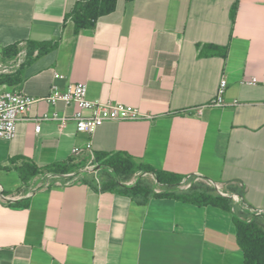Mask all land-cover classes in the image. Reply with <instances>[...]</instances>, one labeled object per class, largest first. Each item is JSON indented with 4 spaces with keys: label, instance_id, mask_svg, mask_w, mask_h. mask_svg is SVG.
<instances>
[{
    "label": "crops",
    "instance_id": "1",
    "mask_svg": "<svg viewBox=\"0 0 264 264\" xmlns=\"http://www.w3.org/2000/svg\"><path fill=\"white\" fill-rule=\"evenodd\" d=\"M78 1L0 0V55L28 41L25 65L0 83L38 99L16 137L0 138V187L18 197L0 190V264H245L229 209L171 196L141 203L81 181L41 187V176L24 183L13 161L87 167L90 156L75 149L92 140L95 153L201 174L264 210V0H118L94 28L77 30L68 14ZM223 78L230 105L199 114ZM70 83L151 118L109 120L93 135L73 121L37 131L44 114L77 112L45 100Z\"/></svg>",
    "mask_w": 264,
    "mask_h": 264
},
{
    "label": "trees",
    "instance_id": "2",
    "mask_svg": "<svg viewBox=\"0 0 264 264\" xmlns=\"http://www.w3.org/2000/svg\"><path fill=\"white\" fill-rule=\"evenodd\" d=\"M117 1L79 0L68 16L72 17L77 30L94 28L101 17L116 10ZM211 49L218 50V47L211 46ZM11 78L12 76L0 77V82L8 83ZM13 163L24 183L51 173L58 176L50 179L51 185L57 180L63 184L81 181L100 191L123 192L141 203H146L154 196H171L198 205H215L231 210V199L220 196L207 182L198 181L189 189L182 190L180 183L184 176L157 170L137 161L134 156L124 151L95 153L93 164L100 167L97 175L94 171L85 170L84 166L80 168L81 166L75 163L74 159L46 167H41L23 157L14 160ZM68 173L73 174L66 175ZM132 179H135V182L127 184ZM156 188L161 192H157ZM234 215L237 240L244 252L245 264H264V219L251 216L240 208Z\"/></svg>",
    "mask_w": 264,
    "mask_h": 264
},
{
    "label": "built area",
    "instance_id": "3",
    "mask_svg": "<svg viewBox=\"0 0 264 264\" xmlns=\"http://www.w3.org/2000/svg\"><path fill=\"white\" fill-rule=\"evenodd\" d=\"M28 59V41L21 40L16 44V51L11 56L0 55V77L13 76L18 74ZM56 78H62L63 75L56 73ZM253 83V82H249ZM6 82H4V85ZM228 81L223 78L220 82L216 96L204 106L196 108L199 114H202L205 107H225L230 105L225 97ZM38 99L18 90H8L0 83V138L12 140L16 137L18 132V124L25 119L26 114L31 109L32 105ZM45 100L51 104L56 105L58 102L65 104L74 103L78 106L77 112L72 116H60L57 113L44 114L36 119V130L40 131L41 123L43 121H58L62 126L68 122L73 121L77 126L78 132L93 135L98 126L106 121H124V120H139L151 118L150 115L143 113L139 108L127 105L121 102H103L99 100H92L88 98V86L86 83H70L66 89L62 90L57 84L52 86L50 94ZM237 104V101L234 102ZM86 153L90 156L89 165L85 170L94 171L97 175L99 168L95 166V152L93 150V142L89 140L85 147H76L75 154ZM68 173L66 175H72ZM58 177L51 173L42 176L43 182L41 187H49L51 185L50 179ZM153 177H155L153 175ZM97 180L99 178L96 176ZM198 181L207 182L215 191L223 197L231 199V211L235 214L240 208L244 212H248L251 216L264 217L263 209L251 208L244 203L241 195L230 190L224 183L215 182L205 178L201 174H190L184 176L180 183V189H189L193 183ZM135 179L127 182L133 184ZM54 184H62L60 180L55 181ZM38 187L32 189L31 193ZM2 198L9 201H16L17 196H8L3 193L1 189ZM157 192H161L156 188ZM251 218L248 219L250 221Z\"/></svg>",
    "mask_w": 264,
    "mask_h": 264
},
{
    "label": "water",
    "instance_id": "4",
    "mask_svg": "<svg viewBox=\"0 0 264 264\" xmlns=\"http://www.w3.org/2000/svg\"><path fill=\"white\" fill-rule=\"evenodd\" d=\"M97 168H100L99 166H97Z\"/></svg>",
    "mask_w": 264,
    "mask_h": 264
}]
</instances>
